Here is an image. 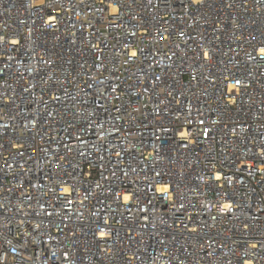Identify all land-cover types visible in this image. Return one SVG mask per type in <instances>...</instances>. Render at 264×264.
I'll return each instance as SVG.
<instances>
[{"label":"built area","instance_id":"2783aa9c","mask_svg":"<svg viewBox=\"0 0 264 264\" xmlns=\"http://www.w3.org/2000/svg\"><path fill=\"white\" fill-rule=\"evenodd\" d=\"M264 0H0V264H264Z\"/></svg>","mask_w":264,"mask_h":264},{"label":"snow or ice","instance_id":"6c2138e0","mask_svg":"<svg viewBox=\"0 0 264 264\" xmlns=\"http://www.w3.org/2000/svg\"><path fill=\"white\" fill-rule=\"evenodd\" d=\"M262 51H264V50H262Z\"/></svg>","mask_w":264,"mask_h":264}]
</instances>
